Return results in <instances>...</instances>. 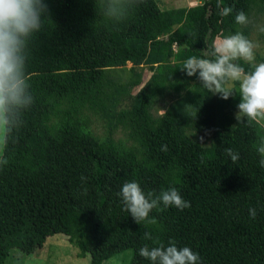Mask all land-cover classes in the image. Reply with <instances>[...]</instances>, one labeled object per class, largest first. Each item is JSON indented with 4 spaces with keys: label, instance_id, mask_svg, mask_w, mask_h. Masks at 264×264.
Instances as JSON below:
<instances>
[{
    "label": "trees",
    "instance_id": "obj_1",
    "mask_svg": "<svg viewBox=\"0 0 264 264\" xmlns=\"http://www.w3.org/2000/svg\"><path fill=\"white\" fill-rule=\"evenodd\" d=\"M46 2L49 20L27 62L34 103L1 149L8 163L0 160V264L10 250L33 254L56 234L88 264L127 250V264H151L139 249L169 240L197 252L201 264H262L264 127L234 118L238 84L225 101L180 67L205 57L217 38L249 37L250 25L235 15L264 16V0H219L233 9L227 17L218 0L176 9L142 0L119 22L103 15L99 0ZM218 105L229 121L222 127ZM192 126L210 130L209 149L187 135ZM226 148L239 154L236 162ZM129 181L145 194L176 188L190 207L161 205L150 213L155 224L139 225L117 195Z\"/></svg>",
    "mask_w": 264,
    "mask_h": 264
},
{
    "label": "clouds",
    "instance_id": "obj_2",
    "mask_svg": "<svg viewBox=\"0 0 264 264\" xmlns=\"http://www.w3.org/2000/svg\"><path fill=\"white\" fill-rule=\"evenodd\" d=\"M142 0H99L103 15L119 22L137 7ZM219 15L227 17L232 13L230 7L221 8L218 0ZM49 20V7L46 0H0V146H6L10 136L14 135L24 124V114L34 103L31 84L27 72L30 43L44 29ZM238 25L253 24L248 15L238 11L235 15ZM264 31V29H261ZM257 43L236 32L219 38L205 57L187 58L180 70L187 77H197L200 85L212 95H218L227 101L236 93L232 84L239 85V103L237 120L246 117L249 121L264 120V62L255 63ZM243 61L251 71L238 63ZM203 141V137H201ZM167 151V146H161ZM259 151L264 154V147ZM225 154L232 162L239 159V154L226 148ZM0 160L7 164V159L0 155ZM264 167V159L260 160ZM83 179V178H82ZM117 195L121 198L124 210L135 223L155 224V218H149L154 209L175 207L183 211L190 207V202L183 199L176 188L162 190L158 194L145 192L136 181L125 182ZM249 215L255 219L256 210L249 209ZM145 240H152L150 232H144ZM138 255L151 264H201V258L191 248L178 247L174 240L167 246L159 244L139 249Z\"/></svg>",
    "mask_w": 264,
    "mask_h": 264
},
{
    "label": "rangeland",
    "instance_id": "obj_3",
    "mask_svg": "<svg viewBox=\"0 0 264 264\" xmlns=\"http://www.w3.org/2000/svg\"><path fill=\"white\" fill-rule=\"evenodd\" d=\"M161 8L176 9V8H189L202 3L203 0H159ZM250 20L253 24L250 25L249 39L253 40L259 45L255 50L256 60L258 63V58L264 57V16L257 15L251 16ZM219 38L215 39L214 43H218ZM130 67L129 63L126 64V69ZM146 72L145 69H143ZM147 73V72H146ZM233 85V84H232ZM238 109L234 112V118L237 116ZM162 109L158 111L161 114ZM216 126H225L228 124V119L223 113L222 105H218L216 109ZM258 122L264 127V120H258ZM96 126L93 127L94 134L101 135L102 129L100 127L99 121H95ZM191 138L198 140L206 149L210 148L211 136L210 130H202L200 128H192L186 132ZM115 137L122 138L118 133ZM203 137V141H201ZM2 146H0L1 155ZM131 256V251H123L114 255L112 258L104 261L102 264H127ZM87 258L80 259L77 256L76 248L70 244L67 238L63 235H53L46 239L44 245L35 250L33 254L26 255L19 252L17 249L10 250L8 256L6 257L3 264H88ZM264 264V262L262 263Z\"/></svg>",
    "mask_w": 264,
    "mask_h": 264
}]
</instances>
